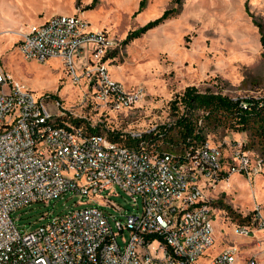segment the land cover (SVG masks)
<instances>
[{
  "label": "built area",
  "instance_id": "built-area-1",
  "mask_svg": "<svg viewBox=\"0 0 264 264\" xmlns=\"http://www.w3.org/2000/svg\"><path fill=\"white\" fill-rule=\"evenodd\" d=\"M115 44L109 31L91 29L74 14L32 25L17 47L24 60L58 59L73 78L86 74L97 98L121 111L142 93L110 75L104 58ZM84 120L0 69V264H236L237 246L209 252L216 212L206 191L232 174L261 172V160L252 159L243 141L227 155L206 142L194 151L167 153L151 143L157 128L96 131ZM115 187L129 197L134 213L102 195ZM71 190L86 197L77 202L82 206L43 214L37 228L20 232L15 210L48 204ZM233 226L244 236L264 232V217L243 216ZM247 264L257 261L248 257Z\"/></svg>",
  "mask_w": 264,
  "mask_h": 264
},
{
  "label": "rangeland",
  "instance_id": "rangeland-1",
  "mask_svg": "<svg viewBox=\"0 0 264 264\" xmlns=\"http://www.w3.org/2000/svg\"><path fill=\"white\" fill-rule=\"evenodd\" d=\"M139 2L0 0V69L38 98L49 95L58 99L84 116V122L124 132H147L172 123L176 119L172 101L187 86L232 98L264 96V0H183L176 15L125 42L130 31L172 7L171 0H145L139 11ZM74 14L85 18L91 29L109 31L114 39L115 47L104 60L113 79L127 90L141 91L142 97L132 107L121 111L108 107L97 98L93 79L81 71L73 78L58 59L39 62L20 56L17 46L22 32L54 15ZM204 134L205 142L222 155L229 153L233 143L243 141L252 159L262 163L259 174H232L206 191L216 212L214 244L209 252L233 245L239 249L236 264H247L248 257L264 264V244L236 234L233 226L243 216L260 213L264 217V153L252 145L246 131H236L228 124L210 123ZM102 195L121 205L125 214L136 211L117 187ZM85 199L71 190L48 204L25 205L12 216L25 233L42 223L43 214L78 208L82 205L77 202Z\"/></svg>",
  "mask_w": 264,
  "mask_h": 264
},
{
  "label": "trees",
  "instance_id": "trees-1",
  "mask_svg": "<svg viewBox=\"0 0 264 264\" xmlns=\"http://www.w3.org/2000/svg\"><path fill=\"white\" fill-rule=\"evenodd\" d=\"M144 2L145 0H140L139 11L144 6ZM171 2L172 7L166 9L158 18L130 31L125 42L139 37L176 15L183 0H171ZM172 107L176 119L172 123L158 127L151 138V143L160 152L173 153L182 149L194 151L205 142L204 127L213 123L228 124L236 131H246L252 145H258L264 153V96L232 98L211 91L201 92L195 86H187L172 101ZM201 121L204 122L203 125H200ZM104 129L105 125L102 124L90 128L96 131ZM110 136L121 140L117 132L112 131Z\"/></svg>",
  "mask_w": 264,
  "mask_h": 264
},
{
  "label": "crops",
  "instance_id": "crops-1",
  "mask_svg": "<svg viewBox=\"0 0 264 264\" xmlns=\"http://www.w3.org/2000/svg\"><path fill=\"white\" fill-rule=\"evenodd\" d=\"M249 237L252 238L253 241H258L260 240L261 238H264V232L262 231H257L255 233H253L252 235H250ZM215 238V237H214ZM225 246V245H224ZM223 246V247H224ZM220 250V249H219Z\"/></svg>",
  "mask_w": 264,
  "mask_h": 264
}]
</instances>
